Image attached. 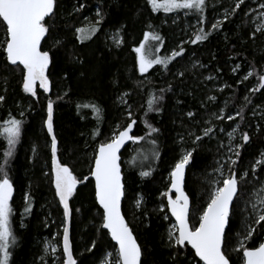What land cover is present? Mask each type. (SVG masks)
<instances>
[{
  "label": "trees",
  "instance_id": "1",
  "mask_svg": "<svg viewBox=\"0 0 264 264\" xmlns=\"http://www.w3.org/2000/svg\"><path fill=\"white\" fill-rule=\"evenodd\" d=\"M80 4L85 7L76 11ZM210 6L209 0H206L202 14L188 10L153 13L147 0H57L55 15L48 20L50 33L42 47L49 50L52 57L47 74L51 82L50 99L54 105L53 124L59 160L69 166L75 159L76 169L83 174V163L93 152L95 141L106 142L114 129H123L130 122L129 112L132 119L136 120L134 136L144 137L135 143L132 154L127 149L122 155L125 181L128 187L134 186V189L137 182L144 199L140 211L136 210L127 195L123 203L124 216L142 249V264H187L193 261L189 246L179 250L166 247L161 235L163 214L158 210L157 195L164 186L168 168L180 151L178 135L198 131L197 123H193L194 118H189L187 113L194 110L201 122H204L203 117L208 113L201 109L202 104L206 103L208 92L203 80L216 77L227 81L229 84L224 94L228 96L231 93L232 105L240 109L251 82L240 79L246 70L244 66L238 67V73H234L231 65L257 62L263 56L258 54L256 40L250 38L249 21L243 17L245 6L237 10L233 19L223 22L218 30L211 27L214 13ZM97 9L102 16L99 31L81 43L75 30L89 25L83 23L85 19L89 18L90 24L101 19L95 15ZM172 14H178L184 19L183 22L191 25L198 22L200 28L210 33L208 39L190 43L194 35L180 31L181 25L173 20L166 21V15ZM200 15L204 18L202 24L198 20ZM153 25L158 29L155 34L162 38V42L151 39L146 42V50L151 48L149 53L152 56L171 57L169 50L178 43L180 47L177 51L181 47L184 51L181 56L169 60L167 67L157 64L142 75L134 49L144 42V34L150 33L149 27ZM117 30L122 32L123 39L119 46L108 38L110 32ZM57 40L60 41L58 45ZM157 48L159 51H156ZM0 95L5 97L4 108H0V132L5 126L4 122L10 118L22 122L20 138L6 166L16 188L11 216L16 243L9 249V264H31L40 254L37 240L54 227L56 230L63 214L52 183L51 141L45 128L48 98L38 87L35 97L23 92L21 67L8 64L3 51H0ZM123 96L127 100L125 107L121 104ZM153 97L158 98L154 107L159 111H148L147 101ZM263 97L264 89L254 99L258 101ZM85 104L97 106L100 109L99 118L91 107H83ZM17 106L25 110L23 116L17 113ZM128 108L129 112H126ZM241 111L246 114L245 108ZM146 112L151 113L158 132L145 138L141 133L140 121ZM96 131L99 134L94 136ZM260 139L264 141V125ZM0 140V164H3L7 142L2 134ZM263 143L247 144L241 164H248L256 155L258 146ZM209 145L212 144L201 141L193 153L189 168L191 179H187L186 192L191 198L193 212L198 211L196 208L202 204L197 197V177L210 163L215 152L213 148L207 149ZM33 149L39 153L32 160ZM142 171H148L150 175L143 177L140 175ZM240 189L242 193L241 184ZM27 190L30 196L25 203L23 196ZM75 196L76 201H80L83 214L72 213L73 255L77 264H92L91 261L101 255L103 246L114 244L101 228L102 211L95 202L93 181L89 180L86 185L79 187ZM237 203L232 210L226 238V250L233 264H238L236 258H242L241 252L232 253L240 220ZM29 204L30 210L26 212L25 208ZM49 213L55 218L56 224L46 229L43 219ZM81 222L82 226L85 224V229L81 230ZM255 228L256 232L247 242V247L258 246L264 240V230L259 226Z\"/></svg>",
  "mask_w": 264,
  "mask_h": 264
},
{
  "label": "snow or ice",
  "instance_id": "2",
  "mask_svg": "<svg viewBox=\"0 0 264 264\" xmlns=\"http://www.w3.org/2000/svg\"><path fill=\"white\" fill-rule=\"evenodd\" d=\"M244 3V0H237L233 13ZM153 13L163 11L164 13H172L179 10L195 11L202 14L206 7V0H147ZM57 0H0V27H3L5 38L0 43V48L4 53L8 64L21 68L22 71V89L26 94L35 97L37 95V85L43 89L45 93L50 91V81L47 75L52 57L49 50H44L42 42L50 33L48 20L55 15ZM85 7L80 4L76 11H80ZM260 8L264 9V3L260 4ZM230 13L225 12V17ZM97 17L95 24H89L87 27L76 28L77 39L83 43L86 39H91L97 31L102 16L99 9L96 12ZM264 16V13H261ZM202 24L204 18L202 15L198 17ZM222 21L217 20L212 24V28L218 30ZM257 32L264 31V24L257 25ZM210 33L206 32L203 27L194 33V38L189 42L196 44L208 39ZM151 39L162 42V38L154 33H145L144 42L134 51L137 54V63L139 71L143 75L154 65L162 64L167 67L169 60L183 54L184 49L181 47L179 51H174L171 57L161 58L152 56L146 50V42ZM120 41H117L119 43ZM60 41H56L58 45ZM159 51V48L156 49ZM239 66L237 65V68ZM235 71V69H234ZM182 76L183 73H180ZM253 73L249 71L244 79L247 80ZM211 79V77H208ZM264 89V74L258 76V86L251 89L252 92ZM4 96L0 95V102H3ZM156 97L147 101L148 111H159L154 107L157 102ZM215 100V97H209ZM248 98L245 97V100ZM78 107H80L78 105ZM83 107H91L93 112L98 114L100 109L95 105L85 104ZM23 115V113H21ZM188 117L194 116L193 112L187 113ZM240 115L239 112L236 114ZM217 119L223 120L225 117L219 115ZM129 123L123 128L113 132L111 138L106 142L99 143L94 156L92 157V165L88 175L82 178L77 177L73 170L65 163H62L57 157L58 142L53 133V101L48 100L47 103V119L45 126L48 135L51 137V173L52 183L55 188V196L59 198V203L63 206V217L65 227L63 229V261L62 264H77L73 258L71 244L69 241V227L67 226L71 209L69 201L77 191L78 185L86 184L89 177L94 180V197L95 202L103 210L101 213V228L106 229L111 239L117 246L115 248V260H106L105 264H142V249L137 243L132 230L127 224L121 213V200L124 196V184L122 183V172L120 165V149L127 142L132 141L138 143L144 137L130 135L136 121L132 119L131 112L128 113ZM228 120H233L232 115L227 116ZM21 121L10 118L4 122V127L0 134L3 135L7 142V148L3 152L4 162L0 164V264H9L10 247L15 244L16 239L13 235L10 217L13 213L11 201L13 199V183L9 178L6 166L9 158L13 155L20 135ZM150 133L158 132V129L147 125ZM214 129L208 127L203 129V135L209 136ZM237 129L228 133L231 140L233 133ZM98 131L94 132V136L98 135ZM190 135H194L190 133ZM203 137L195 135L193 143H197ZM241 139L246 144L250 137L248 133H243ZM183 140V137H181ZM155 143V141H153ZM241 147L238 145L237 148ZM231 151V148L229 149ZM193 150L185 151L179 160L175 163L170 173V188L161 195L167 198L166 207L170 210L171 215L175 218L173 225L174 231L169 230L168 237L171 247L178 250L190 246L194 264H233L231 257L226 250L227 231L230 229L232 209L234 207V199L237 197L239 181L235 172L225 177L222 181H216L219 186L213 188L208 198L206 207L199 214L196 225L189 223V196L183 188L184 175L186 166L192 160ZM239 157V151L234 153ZM261 158L256 160L252 171L264 165V153L260 154ZM135 160V158H133ZM236 160H231L232 165L236 164ZM223 175V172L218 169ZM141 176L150 175L148 171H142ZM247 176V173H244ZM243 178V177H242ZM175 194V198L170 193ZM257 203L260 209L256 211V204H253V210L256 211L254 224L264 230V188L256 194ZM31 205L26 206L25 211L30 210ZM163 211V206L161 207ZM168 219L167 216L164 217ZM256 228L247 226L244 238L238 242V247L234 251L242 253V264H264V242L258 246L247 247L245 241L251 240ZM52 252H56V248L52 247ZM111 256V254H109ZM175 258V257H173Z\"/></svg>",
  "mask_w": 264,
  "mask_h": 264
},
{
  "label": "rangeland",
  "instance_id": "3",
  "mask_svg": "<svg viewBox=\"0 0 264 264\" xmlns=\"http://www.w3.org/2000/svg\"><path fill=\"white\" fill-rule=\"evenodd\" d=\"M236 2L237 0H209V3L211 5L210 10H212L214 13L213 23H215L217 20L222 21L223 23L226 20L233 19V17L235 16V13L238 10L236 9L234 13L232 11L235 8ZM262 3H264V0H244V3L240 6V7L245 6L243 17L244 19H248L249 21V26H250L249 28L251 29V31L249 32L250 38L252 40H256L255 45H257V48L259 49L257 50L258 54L260 56L263 55L257 59V62H250L245 65L239 62L236 65L235 64L231 65L233 69L232 72L234 73H238L237 65L239 67L244 66L246 70L241 75L240 79L244 80V82H247V80H250L251 82L249 84V93L247 96H245L248 99L247 100H245V98L243 99V107L239 109L232 105L231 100L233 96L231 95V93L230 95L225 96L224 90L228 88V84H229L227 81H225L222 78L218 79L216 77H211V79H209L208 77H206L203 80V82L204 84L206 83L205 86L207 87V91H208L207 98H206V103L205 104L203 103L201 106L202 110L208 111V113H206V115L203 117L204 122H201L200 121L201 119L197 118L194 110H190V112L194 113V116L191 118H194L193 123H197L198 131L197 130L195 132L191 131V132H188V134H179L177 137L180 143L178 144L180 151L177 154L176 160L168 168V172H166L164 176V186L162 187V189L159 191V194L157 195L158 210L160 213L163 214V216L161 217L162 218L161 224L163 225L161 228L162 229L161 235L163 236V240L167 248H170V249L175 248V247L170 246L169 237H168L169 230L174 231L173 225L175 224V222L170 217L168 208L166 207L167 198L163 197L161 194L170 188V173L175 163L181 157V155L185 151H189L193 149L195 151L197 147L199 146V144L201 143V141L203 142L207 141L208 143H211L212 145H209L207 149L213 148L215 152L213 151L214 154L212 156V159L210 160V163L209 162L207 163L204 171L203 172L201 171L200 176L197 177V180H199V186H198L199 189L197 192V197L199 198V200L202 201V204L200 207L198 206V208H196L198 209V211H194V212L192 211L191 218H190V224L191 225L197 224L199 214L202 212L203 208L206 207L211 191L213 190L214 187L219 186L215 182L222 181L225 177L229 176L232 172H235L236 178L239 181V193L236 197V201L238 202L237 203L238 204V214H239L240 220H239L238 230L236 232L235 239L232 244L233 254L237 253V251H234V249L238 247V242L244 238V235L246 234V227L251 226L255 228L257 226L254 224V219L256 216V211L260 209V205L257 203L258 197L256 194L260 192L261 188H264V165L259 166L256 169L255 173H253L252 168L256 160L261 158L260 154L264 153V143L258 146L256 155L250 160L248 164L244 163L242 165L240 160H241L242 154L247 144L255 145L258 142L260 143L261 141L264 142L263 140L260 139V133L264 125V97L259 98L258 101H255L254 97H256L259 91L257 92L251 91L253 87L258 86V76L261 74H264V31L262 32L256 31L257 25L264 24V16L261 15V13H264V9L260 8V4ZM226 11L230 13L227 17H225ZM172 20L176 24L181 25L180 31L185 32V33H190V35L192 36L200 28V25L198 22H196L193 25L189 24L186 21L183 22L184 19H182L178 14L166 15V21H172ZM237 22L239 25V20ZM83 23L90 24L89 18L85 19ZM149 30H151L150 33L155 34V32L158 29L156 28V26L153 25L149 27ZM4 38H5L4 29L3 27H0V43L3 42ZM108 38L111 43L115 44L116 46H119L123 40L122 32L120 30L110 32ZM117 41H120V42L117 43ZM258 44H261V45L258 46ZM179 47L180 46L178 43L175 48L169 50V53L172 54L174 51H177ZM0 51H2V48H0ZM151 51H152L151 48H149L148 52H151ZM4 59H5V56H4ZM149 70H151V68ZM249 71H251L253 75L249 77L247 80H245L244 76ZM209 97H215V100H210ZM220 97H221V100L219 99ZM121 101H122L121 103L122 106L125 107L127 103L126 97L123 96L121 98ZM206 105H208V107H206ZM1 107H3V102H0V108ZM244 108L246 109V114L248 115V118L246 117V114L241 111ZM17 109H18L17 113L20 114V116H23L25 113V110L22 108V106H19V107L17 106ZM128 110L129 108L126 109V112H129ZM237 112L240 113L239 116L236 115ZM21 113H23V115H21ZM219 115H223L225 119L223 120L217 119L216 117ZM228 115H232L233 117H235V119L228 120L227 119ZM147 125H151V127L155 128V123L151 119V113L149 112H146V115L140 121L141 133L142 135L145 136V138L151 136V134H149L150 128ZM208 127H212L214 131L209 136H204L203 129L208 128ZM234 128H236L237 131L233 133V138L230 140L228 137V133L232 132ZM116 130L117 129H114L110 133V137L107 140L111 138L113 132ZM190 133L194 135H190ZM243 133H248L250 137L248 143L246 144L241 139V136ZM195 135H200L203 138L197 143H193ZM138 137H140V135H138ZM181 137H183V140H181ZM99 143H102V142L97 141V140L95 141L93 152L91 151L90 157L87 159L86 163H83V167H84L83 174H80L78 172V169H76V164H74L75 163L74 161L76 160L73 159L74 153L72 154L73 163L70 164L69 167L73 170L74 174L77 175V177L82 178L84 175L89 174V170L92 165V157L94 156L96 148ZM49 145L51 147V143ZM238 145H241V147L237 148ZM230 148H231V151L229 150ZM134 151H135V143H132V145L129 147L128 153L132 154ZM236 151H239L240 153L239 157L234 155ZM38 153L39 152L37 149H33L31 159L33 160L36 156H38ZM230 159L236 160L237 161L236 164L232 165L230 163ZM191 163H192V160L189 163L188 168H187V175H186V181H185V192H186V182H187V179L189 178V168L191 166ZM218 169H220L223 172V175H221V172L218 171ZM244 173H247L246 177L244 176ZM86 184H83L80 187ZM240 184H241V187L243 188L242 193L240 192L241 191ZM139 187L140 186L139 184H137V182H136L135 189H134V186L133 188L128 187V183L125 181V177H124L125 195L130 197V200L133 202V205L137 211L142 210V207L144 205L143 195L141 194L140 190H138ZM133 189L135 191H133ZM75 194L76 193H74L73 197L70 200L71 211L72 213L74 212L80 215V214H83V212H82V208L79 203L80 201H76L77 199H76ZM29 196H30V192L28 190L25 191L24 196H23L25 203L28 201ZM174 196L175 195H173V198ZM253 204H256V211L253 210V207H252ZM11 205H12V202H11ZM162 206H163V211H161ZM60 207L62 208L61 204H60ZM192 209H193V205H192ZM62 211H63V208H62ZM165 216H167L168 219H165L164 218ZM10 222H11V217H10ZM43 223L46 225V229H49L51 228V226H54L56 224V220L53 217V215L49 213L44 217ZM82 223L83 222H81V230L85 229L86 227L85 224H83L82 226ZM64 227H65V222H64V217L62 214V221L61 223L58 222L56 230L54 227V229L51 230V232L41 235L40 239L37 240L39 249H40V254L37 256L35 261L34 260L31 261V264H62V261L64 259L63 249H62V239H63ZM71 240H72V236H71ZM81 240H83V238ZM81 240H79V243L81 242ZM248 241H245L246 245ZM93 245H95V241ZM52 247L56 248L55 253L52 252ZM115 248H116L115 245L112 246L110 244L103 246V250L99 258L98 259L94 258L93 260L91 259L92 261L91 260L90 261L92 262V264H105L106 260L114 261L115 260ZM109 254H111V256H109ZM241 259H242L241 257L236 258V262L238 264H241L242 263ZM187 264H194V262L190 260Z\"/></svg>",
  "mask_w": 264,
  "mask_h": 264
},
{
  "label": "water",
  "instance_id": "4",
  "mask_svg": "<svg viewBox=\"0 0 264 264\" xmlns=\"http://www.w3.org/2000/svg\"><path fill=\"white\" fill-rule=\"evenodd\" d=\"M47 37V36H46ZM46 37H45V39H46ZM44 42V41H43ZM43 42H42V45H43ZM50 65H51V63H50ZM50 65H49V69H50ZM11 66H13V65H11ZM15 67V66H14ZM21 68H22V66H20ZM48 69V70H49ZM48 73V72H47ZM48 75V74H47ZM50 81V80H49ZM37 87L39 88V85H37ZM39 90L41 91V92H43L44 93V95L48 98V99H50V97H51V82H50V91L49 92H47V93H45L44 91H43V89H40L39 88ZM136 121V120H135ZM53 123H54V105H53ZM45 128H46V126H45ZM135 129H136V123H135V125L133 126V130H132V132L130 133V135H133L134 136V134H135ZM46 131H47V128H46ZM53 133H54V135H55V131H54V124H53ZM47 134H48V132H47ZM49 136V135H48ZM49 138H50V141H51V137L49 136ZM58 142V141H57ZM132 141H127L122 147H121V149H120V152H119V155H120V165H121V172H122V183L124 184V175H123V168H122V155L124 154V152L127 150V149H129V147L132 145ZM57 157H58V151H57ZM58 159H59V157H58ZM187 168H188V166H186V169H185V175H184V182H183V188H184V191H185V181H186V175H187ZM89 179L90 180H92L91 179V177H89ZM93 181V183H94V180H92ZM13 183V182H12ZM54 186V185H53ZM81 185H78V187H77V191H78V189H79V187H80ZM238 188H239V184H238ZM13 189H14V191H13V199H14V197H15V194H16V188H15V186H14V184H13ZM55 189V188H54ZM76 191V192H77ZM186 193V192H185ZM238 193H239V191H238ZM172 195H175L174 194V192L173 193H171ZM187 194V193H186ZM238 195V194H237ZM58 198V197H57ZM174 198H175V196H174ZM13 199H12V201H13ZM124 199H125V189H124V196H123V198H122V200H121V213H122V215L124 216V213H123V203H124ZM58 200H59V198H58ZM71 200V199H70ZM11 201V202H12ZM235 201H236V198L234 199V202H233V204H235ZM97 205H98V203H97ZM189 205H190V207H189V223H190V212H191V201H190V198H189ZM62 206V205H61ZM69 206H70V201H69ZM99 206V205H98ZM62 208H63V206H62ZM100 208V207H99ZM70 209H71V206H70ZM101 209V208H100ZM233 210V209H232ZM101 211H103L102 209H101ZM168 212H169V215H170V217L173 219V221L175 222V218L171 215V212H170V210L168 209ZM71 218H72V211H71V215H70V218H69V221H68V224H67V226L69 227V241H70V244H71V249H72V242H71ZM124 218H125V216H124ZM125 220H126V218H125ZM126 222H127V220H126ZM128 224V223H127ZM130 227V226H129ZM131 229V228H130ZM105 232H107V230L106 229H103ZM132 230V229H131ZM108 233V232H107ZM132 233H133V235H134V237L136 238V236H135V234H134V232L132 231ZM109 235V239L111 240V242L115 245V242L111 239V236H110V234H108ZM137 240V239H136ZM263 242H264V240H263ZM137 243L139 244V242L137 241ZM140 245V244H139ZM116 246V245H115ZM117 247V246H116ZM190 247V246H189ZM62 249H63V239H62ZM72 253H73V249H72ZM73 258L75 259V257H74V255H73ZM141 259H142V257H141ZM76 260V259H75Z\"/></svg>",
  "mask_w": 264,
  "mask_h": 264
},
{
  "label": "flooded vegetation",
  "instance_id": "5",
  "mask_svg": "<svg viewBox=\"0 0 264 264\" xmlns=\"http://www.w3.org/2000/svg\"><path fill=\"white\" fill-rule=\"evenodd\" d=\"M191 201V200H190ZM191 214H192V202H191V212H190V218H191ZM231 218V217H230ZM191 225V224H190Z\"/></svg>",
  "mask_w": 264,
  "mask_h": 264
}]
</instances>
